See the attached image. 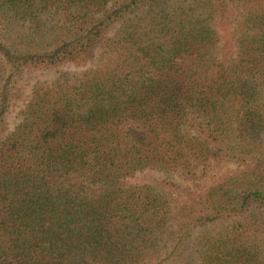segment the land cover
I'll list each match as a JSON object with an SVG mask.
<instances>
[{
    "label": "trees",
    "instance_id": "16d2710c",
    "mask_svg": "<svg viewBox=\"0 0 264 264\" xmlns=\"http://www.w3.org/2000/svg\"><path fill=\"white\" fill-rule=\"evenodd\" d=\"M0 264H264V0H0Z\"/></svg>",
    "mask_w": 264,
    "mask_h": 264
},
{
    "label": "rangeland",
    "instance_id": "374dc122",
    "mask_svg": "<svg viewBox=\"0 0 264 264\" xmlns=\"http://www.w3.org/2000/svg\"><path fill=\"white\" fill-rule=\"evenodd\" d=\"M118 27L119 25L111 27L107 31L104 40L100 41L93 47L92 54L90 55L86 64L68 62L45 69L31 70L25 73L23 79L21 80V96L14 101L13 105L7 112L5 133L10 132L20 120V111L27 102L30 96V90L35 82L38 80L53 79L60 75L82 72L85 69L92 67L96 63L100 52L105 48L107 39L113 36ZM233 168L234 165L229 163L223 169L226 171L227 169L229 170ZM213 175H215V172H213L207 179L190 181L183 179L176 174L166 175L156 171L146 170L136 174V176L133 178H130L127 183H147L151 185L162 184L168 192L172 203L178 207L182 204L188 192L193 190H202L206 186L210 185L211 181L213 180Z\"/></svg>",
    "mask_w": 264,
    "mask_h": 264
}]
</instances>
